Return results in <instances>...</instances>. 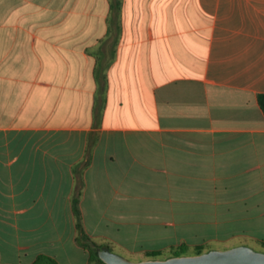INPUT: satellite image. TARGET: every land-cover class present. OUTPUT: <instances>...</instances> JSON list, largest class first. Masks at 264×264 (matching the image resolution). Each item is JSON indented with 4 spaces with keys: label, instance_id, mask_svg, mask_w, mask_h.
<instances>
[{
    "label": "crops",
    "instance_id": "0c3cea01",
    "mask_svg": "<svg viewBox=\"0 0 264 264\" xmlns=\"http://www.w3.org/2000/svg\"><path fill=\"white\" fill-rule=\"evenodd\" d=\"M260 94L264 0H0V264H90L79 182L91 242L146 260L175 199L264 218Z\"/></svg>",
    "mask_w": 264,
    "mask_h": 264
},
{
    "label": "rangeland",
    "instance_id": "374dc122",
    "mask_svg": "<svg viewBox=\"0 0 264 264\" xmlns=\"http://www.w3.org/2000/svg\"><path fill=\"white\" fill-rule=\"evenodd\" d=\"M173 192L176 193V191ZM171 207L173 208L171 214L163 217V222L166 224L162 226L163 238H157V234L153 236L149 231L148 233L139 231L137 235L139 243L136 242V245H145L148 242L146 240H151V237H155L154 243L161 238L164 244L160 246L169 244V247L159 253L161 259L174 256L176 248L181 245L186 248L185 256H195L200 250L205 253L214 250L225 251L240 246L264 254L263 217L252 214L247 216L188 215L187 210L185 212L184 207L179 205L176 199L173 200ZM146 218L138 217V220L141 222ZM148 218L154 219V217ZM179 243L182 244L175 246ZM108 250L133 263L146 260L144 253H128L115 245Z\"/></svg>",
    "mask_w": 264,
    "mask_h": 264
},
{
    "label": "water",
    "instance_id": "95a60500",
    "mask_svg": "<svg viewBox=\"0 0 264 264\" xmlns=\"http://www.w3.org/2000/svg\"><path fill=\"white\" fill-rule=\"evenodd\" d=\"M96 256L104 264H264V254L244 246L225 251H208L195 256H178L167 259L144 260L137 263L110 252L98 249Z\"/></svg>",
    "mask_w": 264,
    "mask_h": 264
},
{
    "label": "trees",
    "instance_id": "16d2710c",
    "mask_svg": "<svg viewBox=\"0 0 264 264\" xmlns=\"http://www.w3.org/2000/svg\"><path fill=\"white\" fill-rule=\"evenodd\" d=\"M257 100H258V105L264 114V94L258 95ZM88 152L89 150L87 151V154ZM88 162L89 160L87 158V160L83 164V167H85L88 164ZM75 173H76V169H75ZM81 188H82V183L81 182L77 183L75 191L73 193V197L71 199L72 213L75 218L76 229L78 232L77 243L87 250L88 261L90 264H104L96 256V251L98 249H102V247L97 246L93 242H91V240L89 239V237L86 235V233L84 232L82 228L81 216H80V211H79V197H80ZM185 249L186 248L184 247V245L177 247L175 255L172 257L185 256V252H186ZM202 253L203 251L200 250L199 252H197V255H200ZM148 257L154 260L160 257V254L153 252V253H149ZM32 264H58V263L47 256L40 255L36 258V260Z\"/></svg>",
    "mask_w": 264,
    "mask_h": 264
}]
</instances>
